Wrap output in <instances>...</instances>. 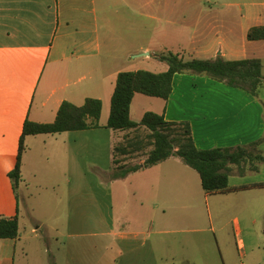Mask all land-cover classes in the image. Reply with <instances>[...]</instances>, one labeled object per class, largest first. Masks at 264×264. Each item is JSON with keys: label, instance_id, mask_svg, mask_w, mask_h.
<instances>
[{"label": "crops", "instance_id": "1", "mask_svg": "<svg viewBox=\"0 0 264 264\" xmlns=\"http://www.w3.org/2000/svg\"><path fill=\"white\" fill-rule=\"evenodd\" d=\"M217 12L212 17L211 7L189 5L186 0H0V218H20V237L0 243V264H16L18 244L24 239L20 186L30 199L49 192L54 210L61 204L65 206L62 218L66 219L65 247L70 264H92L81 253H86L91 247V238L98 236L102 238V245L98 246L103 251L115 249L113 264H173L178 255L172 243L164 238L157 244L154 239L156 234L172 233L170 218L167 219L170 209L161 206L160 201L166 205L171 200L186 207L189 193L206 201L219 197L233 199L237 202L235 207L244 210V218L251 226L258 223L257 218L264 220V161L247 159L241 165H232L230 191L212 195L203 189L200 175L175 157L124 178L112 176L114 147L129 134L107 128L118 75L151 72L149 60L162 64L159 72L152 73L169 69L157 55L154 59L147 58L144 66L135 63L140 57L133 55L154 51L150 38H154L156 28L152 22L164 23L163 35L176 43L175 48L164 46V53L182 49L180 45L188 39L189 24L195 28L192 40L202 45L193 49L190 60L240 61L249 58L248 46L264 42L248 39L253 27L264 26V17H259L256 24L247 26L244 22L237 26L225 20L230 18L229 13ZM244 20L250 21L248 17ZM251 55L250 58H258L257 54ZM190 74L174 76L168 100L136 94L131 118L135 112L138 117L135 122H140L147 112H154L168 122L188 123L199 150L242 147L254 156L264 157V100H257L262 106L256 103L259 115L255 116L253 126L252 94L242 93L241 89L211 77ZM189 79L201 80L206 87L227 84L228 88L239 90L237 94L242 100L223 105L214 100L202 101L198 94L186 100L181 90ZM261 91L256 98L262 96ZM88 99H98L103 104L99 127L27 136L23 180L15 189L9 174L16 167L26 123H54L63 103L80 107ZM147 103L150 108H146ZM221 108L234 110L231 115H225ZM79 198L98 201V216L70 212ZM30 211L35 213L36 209L33 207ZM254 213L259 217L254 218ZM56 215L54 218H58ZM158 219H163V225ZM33 224L31 233L36 236L42 225L37 219ZM157 224L161 225L159 230ZM94 225L103 227L104 232L88 233L86 230ZM234 232L236 236L242 233L238 218L234 220ZM244 244L243 240L239 241L241 247ZM22 251L26 258L27 246ZM26 259L21 264H30ZM95 264L109 262L101 259Z\"/></svg>", "mask_w": 264, "mask_h": 264}, {"label": "rangeland", "instance_id": "2", "mask_svg": "<svg viewBox=\"0 0 264 264\" xmlns=\"http://www.w3.org/2000/svg\"><path fill=\"white\" fill-rule=\"evenodd\" d=\"M186 1L189 5L201 4L211 7L213 9V13L211 14L212 17L219 13L217 12L218 10L223 11L221 14L229 13L230 18H226L225 20L230 22L233 21L237 26L244 22V25L250 26L251 24H256L255 22L259 17H264V0ZM244 17H248L250 21H245ZM142 20L148 22L146 19ZM152 23L156 28L154 38H150L153 44L151 48H154V51H150L149 54L151 56L133 55V57H140L135 60V63H139L140 66H144L147 63V58L154 59L155 55H161L164 46L175 48L176 45L173 38L171 39L168 38L167 35H163L164 23ZM190 26L189 24V28L187 29V41L180 45L182 49H170L174 54H180L185 61L192 58L194 48L202 45L198 44V41L195 42L192 40V33L195 31V28ZM170 33L172 34V29ZM161 35H163V37L159 38ZM237 41L238 46L242 47L239 40ZM246 50L249 52V58L253 57L251 54H257L255 56L262 60V75L264 77V42L252 43V46H248ZM253 51H255V53H251ZM149 61V69L151 72H159V70H161L162 64L154 60ZM190 76L209 77L208 75L197 74H190ZM195 84L198 87H194ZM224 85L226 86L222 84L214 87H206L201 80L195 82L189 79L183 85L181 95L186 96V100H190L195 94H198L201 96L200 100L202 101L205 99L207 101L214 100L219 101L223 105L242 100V97L237 94L239 90H232L227 87V84ZM240 91L243 93L245 90ZM261 95L260 98L251 96L253 102L255 101L250 108L253 126L255 116L259 115V106H257L256 103L262 106L260 101L258 102L257 100H264V90L261 91ZM146 108H150L148 103ZM233 110L234 109L221 108V111L225 115H231V111ZM140 111L141 108L138 109V112ZM132 118L134 121H138L135 112ZM256 131L257 129L254 127L252 133L255 134ZM175 159L180 161V158L175 157ZM143 160L145 159L126 158L124 164L131 167L142 164L141 162ZM189 171H191L190 173H193V175H197L196 172L192 170ZM33 190L36 193L37 190L34 187ZM193 191H195V189H193ZM18 194L21 202V219L23 222L21 230L24 239L22 243L19 242L18 244V251L15 256L16 264H21L26 258L30 264H70L66 258L68 255L65 247L68 241L66 237V219L62 218L65 217V206L61 204L57 207L58 210H54V204L49 202V192H43L39 196L34 195V198L30 199L26 197L23 188L20 186L18 187ZM193 194L189 193V200L186 207H184L185 205L183 203L180 205L171 202V200L169 202L166 201V205H164L162 201L157 200L158 202L160 201L161 206L170 209L169 211L167 210V219L170 218L168 219L171 224L169 228L172 230V233L165 236L156 234L154 235V239L157 244L160 243L161 240H164V238L166 242L172 243L173 251L178 255V259L173 262V264H264V220L262 217L257 218L259 216L254 213V218H257L258 223L251 226L247 219L244 218V210H240L237 206L235 207L237 202L235 203L233 199L229 200V198L219 197L206 201L197 194L192 196ZM86 195L91 196L89 193H86ZM162 197L164 196L162 195ZM92 199L94 200L93 197ZM92 199L82 200L79 198L69 211L80 214L91 213L93 214V218L97 217L100 211L97 205L98 201L94 203ZM221 199H225V202ZM33 207L36 209L35 213L30 211ZM55 213H57L56 217L58 218H54ZM33 218L39 220L42 225L41 230L36 236L31 233L35 228ZM236 218L241 222L242 233L240 236H236L234 232V220ZM97 221L98 220H94L95 223ZM158 221L163 225V219H158L157 222ZM159 228H161V225L159 227V224H157L156 229L159 230ZM86 231L88 233L102 234L104 229L103 227H95L94 225V227L88 228ZM101 239L102 238L99 236L97 238H91V247L87 249L86 253H81V255L84 256L87 262L92 264H95L96 261H100L101 259H105L109 264H113L112 261L116 258V251L115 249L103 251V249L98 246ZM240 240H243L245 243L242 247L239 245ZM0 243H4V241L1 240ZM26 246L28 248V256L25 258L22 248ZM0 256H2V249H0Z\"/></svg>", "mask_w": 264, "mask_h": 264}, {"label": "trees", "instance_id": "3", "mask_svg": "<svg viewBox=\"0 0 264 264\" xmlns=\"http://www.w3.org/2000/svg\"><path fill=\"white\" fill-rule=\"evenodd\" d=\"M250 41H264V26L253 27ZM168 64L167 72L155 74L149 71L123 72L118 75L112 97L107 128L129 133L113 150V178H124L141 169L152 168L170 158L177 157L196 171L206 193H228L230 191V167L241 165L247 159L263 162L261 154L253 155L246 148L199 150L196 148L188 123H172L163 115L147 112L140 122L131 118V108L136 94L168 100L173 91L176 74L192 73L208 75L213 80L245 90L257 97L264 89L262 60L247 58L240 61L193 59L185 61L172 52L157 56ZM103 104L98 99H88L83 106L63 103L57 118L51 124L27 122L21 138L18 161L9 174L15 189L23 180V156L27 136L54 135L65 132L86 131L99 127ZM126 158H145L143 164L127 166ZM20 237V218H0V240Z\"/></svg>", "mask_w": 264, "mask_h": 264}, {"label": "water", "instance_id": "4", "mask_svg": "<svg viewBox=\"0 0 264 264\" xmlns=\"http://www.w3.org/2000/svg\"><path fill=\"white\" fill-rule=\"evenodd\" d=\"M144 55H147V56H148L149 54H148V53H145V54H141V55H139V56H144Z\"/></svg>", "mask_w": 264, "mask_h": 264}]
</instances>
